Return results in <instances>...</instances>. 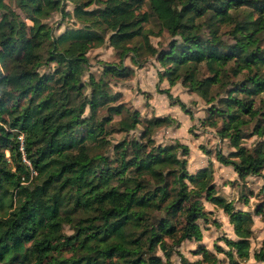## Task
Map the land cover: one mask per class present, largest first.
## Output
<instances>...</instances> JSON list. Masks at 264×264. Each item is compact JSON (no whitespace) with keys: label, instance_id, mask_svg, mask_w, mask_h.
<instances>
[{"label":"trees","instance_id":"obj_1","mask_svg":"<svg viewBox=\"0 0 264 264\" xmlns=\"http://www.w3.org/2000/svg\"><path fill=\"white\" fill-rule=\"evenodd\" d=\"M144 1L172 38L167 49L148 44L142 27L147 13L133 9ZM68 2L79 26L55 33L46 20L67 15ZM221 26L228 27L232 43L220 40ZM138 37L164 67L169 86L181 79L209 104L202 123L215 128L219 121L216 134L233 149H215V160L240 179L261 174L264 145L247 148L242 141L249 122L252 134L264 135V0H0V264H105L110 258L112 264H169L155 249L168 255L165 237L176 244L201 240V199L227 216L236 238L223 239L228 263L247 258L250 214L214 193L210 166L187 172L186 145H155L150 138L153 127L169 125L171 118L152 117L139 138L105 139L139 122L109 80L127 78L132 70L122 62L102 63L94 78L86 53L106 42L121 57L130 52L138 65ZM200 64L207 75L199 74ZM213 86L223 92L216 102ZM162 92L171 98L168 89ZM20 133L36 171L32 178L17 149ZM88 143L110 145L115 166L91 153ZM261 177L255 212L264 222ZM64 224L72 234L62 233ZM64 246L72 251L68 257L60 254ZM193 254L201 258L188 261L178 253L180 263L217 264L201 244ZM253 259L264 264V235Z\"/></svg>","mask_w":264,"mask_h":264},{"label":"rangeland","instance_id":"obj_2","mask_svg":"<svg viewBox=\"0 0 264 264\" xmlns=\"http://www.w3.org/2000/svg\"><path fill=\"white\" fill-rule=\"evenodd\" d=\"M4 1L7 2V0ZM93 6L95 5L92 4L89 8ZM133 9L137 15L143 12L147 13V20L143 22L142 27L147 34L148 44L159 50L167 49V44L172 38L165 30L160 28L158 21L150 14L146 2L144 1ZM64 10L68 13L64 17H61L59 13H54L46 20V23L51 25L55 33H59L65 28L79 26V23L71 15L72 4L68 2ZM17 13H19L18 10ZM206 31L204 29L202 33L205 34ZM227 31V26H221L218 35L223 43L230 44L233 40ZM134 41H131L129 45H134ZM136 45L141 47V50L135 54L137 56L135 61L138 62V65L129 59L130 52L121 57L106 42L98 47L88 49L86 53L89 61L88 71L94 78L100 75L102 63L117 64L118 62H122L132 70L130 76L127 78H110L109 80L111 90L121 93L119 102L123 103L126 110L131 111L135 109L138 112L139 122L136 124V128L131 131L108 134L105 137L106 141L113 144L122 139L139 138L146 121L152 117L171 118L169 125L164 124L153 127L150 138L155 145H167L174 142L186 145L188 153L184 158L186 160L185 168L188 173H194L201 167L210 166L211 185L214 193L227 201H231L235 209L247 211L252 219L251 234L248 238V256L239 264H259V262L253 259V253L260 247L264 235V222L262 215L255 212V208L261 206L262 197L259 188L263 182L261 176L264 175V169L261 171V174H252L246 176L244 179H240L231 166L219 164L214 158L215 149H219L223 154H227L233 149L229 146L227 139H220L216 134L219 121L215 128L202 123L207 116L206 109L209 104H206L195 92H191L187 86L181 83V79H178L173 86H169L162 75L164 67L156 61V55L149 54L144 49L140 37L137 38ZM197 68L199 74L207 75L205 67L202 64L198 65ZM239 78L240 76L237 77V79ZM83 79H86V75ZM165 89H168L171 95L170 99L162 92ZM210 93L214 95V102H216V99L223 92L221 88L213 86ZM261 96L264 99V93ZM176 101H181L184 109ZM119 117L113 116V120L116 121ZM251 127L252 122H249L248 126H245L242 144L247 148H252L258 143L264 145V135L257 136L252 134ZM88 146L91 148V153H101L107 157V161L111 167L115 166V163L112 161L110 145L94 148V143H88ZM205 151H208V154ZM5 156L8 157L7 152ZM178 156H180L179 153ZM201 201L206 213L205 219L197 221L201 230V240L199 242L183 240L176 244L174 238L165 237L163 240L167 246L168 255L165 256L160 249H155V254L160 257L161 261L167 260L169 264H181L178 253L188 261L200 259V255L193 254V251L196 249L197 244H201L216 256L217 264H229L223 253L227 250L223 239L234 240L236 238L227 221V216L220 208L203 199ZM175 220L177 222L181 221V217L177 216ZM62 233L70 235L73 231L67 224H64L62 226ZM215 246L221 250L217 252ZM71 252V249L67 246H64L60 250V254L63 257H68L71 255ZM53 255L55 254L53 253ZM113 262L114 258H110L106 260L105 264H112Z\"/></svg>","mask_w":264,"mask_h":264},{"label":"built area","instance_id":"obj_3","mask_svg":"<svg viewBox=\"0 0 264 264\" xmlns=\"http://www.w3.org/2000/svg\"><path fill=\"white\" fill-rule=\"evenodd\" d=\"M17 141H18L17 149H18V151L20 153L21 162L28 169L29 178H32V177H34L36 175V171H35V169L32 168V166L30 165L29 161L27 160V158L24 155L23 136H22L21 133L17 135Z\"/></svg>","mask_w":264,"mask_h":264}]
</instances>
